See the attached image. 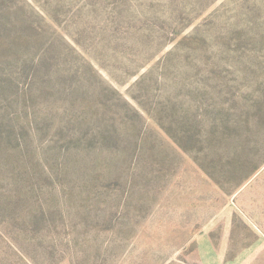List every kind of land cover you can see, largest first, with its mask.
<instances>
[{
	"label": "rangeland",
	"instance_id": "obj_1",
	"mask_svg": "<svg viewBox=\"0 0 264 264\" xmlns=\"http://www.w3.org/2000/svg\"><path fill=\"white\" fill-rule=\"evenodd\" d=\"M0 264H264V0H0Z\"/></svg>",
	"mask_w": 264,
	"mask_h": 264
}]
</instances>
